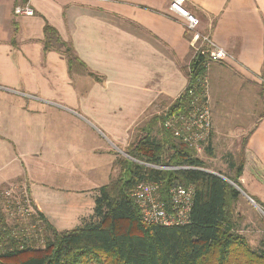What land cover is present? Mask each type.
<instances>
[{
  "label": "crops",
  "instance_id": "obj_1",
  "mask_svg": "<svg viewBox=\"0 0 264 264\" xmlns=\"http://www.w3.org/2000/svg\"><path fill=\"white\" fill-rule=\"evenodd\" d=\"M28 2L32 17L15 15L23 0H0V91L33 102L9 106L17 126L8 116L2 126L34 144L13 157L20 176L0 186L25 182L36 210L63 232L93 217L115 161L138 128L182 95L191 62L209 47L170 11L172 0ZM184 7L200 20L199 33L232 56L208 64L210 153L222 143L223 151L243 152L242 190L247 185L264 199V0H185ZM46 24L85 68L70 73L61 53L44 51Z\"/></svg>",
  "mask_w": 264,
  "mask_h": 264
},
{
  "label": "trees",
  "instance_id": "obj_2",
  "mask_svg": "<svg viewBox=\"0 0 264 264\" xmlns=\"http://www.w3.org/2000/svg\"><path fill=\"white\" fill-rule=\"evenodd\" d=\"M44 35V51L61 53L70 73L78 66L85 68L55 28L46 24ZM209 62L208 54L195 56L188 68V86L167 113L183 110L203 92L200 80L206 78ZM89 76L101 81L93 73ZM165 113L138 128L125 152L128 158L115 161L119 172L99 190L93 217L80 227L60 232L34 206L38 218L29 233L10 225L0 213V264H264V250H254L238 231L234 207L239 191L206 172L198 154L163 129ZM206 152L211 154V145ZM229 165L234 176L221 175L240 186L243 162L237 165L231 157ZM141 184L158 186L166 204L175 186L193 187L190 223L174 227L145 223L133 197Z\"/></svg>",
  "mask_w": 264,
  "mask_h": 264
},
{
  "label": "rangeland",
  "instance_id": "obj_3",
  "mask_svg": "<svg viewBox=\"0 0 264 264\" xmlns=\"http://www.w3.org/2000/svg\"><path fill=\"white\" fill-rule=\"evenodd\" d=\"M29 102L30 104L33 103L31 101L25 102V100L20 99L16 95L0 91V184L4 182L9 175L14 174L15 176H20V166L13 158L15 155H17V152L33 151L34 144L32 142L19 140L17 134L18 128L15 127L17 126L19 120H16L17 112L15 109H11L9 111L11 107L8 108L9 106H30ZM47 106L63 105L48 103ZM5 116H8L9 123H15V126H2V123L8 119L4 118ZM3 133L6 134L10 139L14 140L15 144L12 145L8 141H5L2 138ZM155 136L158 138L159 133L157 134L156 132ZM36 145L40 147L41 143H36ZM210 145L211 142L209 143L208 147ZM224 145L225 144L222 143L218 146V148L215 147L212 150V154H208L204 150L198 156L207 165L208 169L205 171L215 173L224 171L225 173H222V175L234 176L235 170H232V172L229 171L231 157L236 162V164L239 165L240 162H242L243 152H237L235 149H233L231 153L228 151H223ZM238 145L236 144V146ZM120 156L128 158L126 153L120 154ZM24 183L25 182L18 183L16 180H12L7 184L0 186V213L5 215L10 225L26 228L28 229L29 233H32L35 230V224L38 215L34 209V203L31 200L27 185ZM233 184L238 187L236 188L234 185H232L238 191L239 189L242 190L243 187L240 181V186L235 183ZM244 188L245 190H242L243 193L239 191L240 197L234 207V216L238 225V231L247 239L248 243L254 250L262 251L264 250V204H262L264 199L257 197L256 195L258 194L255 195L253 192L251 193L253 190L247 185H245ZM247 193H249L250 197ZM258 196L262 197L261 195Z\"/></svg>",
  "mask_w": 264,
  "mask_h": 264
},
{
  "label": "built area",
  "instance_id": "obj_4",
  "mask_svg": "<svg viewBox=\"0 0 264 264\" xmlns=\"http://www.w3.org/2000/svg\"><path fill=\"white\" fill-rule=\"evenodd\" d=\"M185 0H172L169 9L186 20L185 27L195 34L197 40L208 46L209 49L200 50L208 54L213 62H220L232 58L226 49L215 44L208 35L199 33L200 20L184 7ZM16 16L32 17L35 12L29 2L15 8ZM199 54V50L198 53ZM203 92L195 96L190 104L183 110L165 113L162 127L173 137L198 155L206 151L211 142L213 133L212 108L208 96L207 77L200 80ZM148 166V165H146ZM157 169H163L157 167ZM195 190L193 187L185 188L175 186L170 191V203L161 200L159 187L153 184H141L134 192V199L140 207L142 218L148 225L161 227L184 226L190 223V212L193 206Z\"/></svg>",
  "mask_w": 264,
  "mask_h": 264
},
{
  "label": "water",
  "instance_id": "obj_5",
  "mask_svg": "<svg viewBox=\"0 0 264 264\" xmlns=\"http://www.w3.org/2000/svg\"><path fill=\"white\" fill-rule=\"evenodd\" d=\"M206 172H208V173H210V174H213V175H216V176H218V177L224 179L225 181L229 182L230 184L234 185L232 182H230L228 179H226L225 177H223V176L220 175V174H217V173H214V172H210V171H206ZM234 186L236 187V185H234ZM236 188H238V187H236ZM239 191L242 192V190H240V189H239ZM242 193H243V192H242Z\"/></svg>",
  "mask_w": 264,
  "mask_h": 264
}]
</instances>
